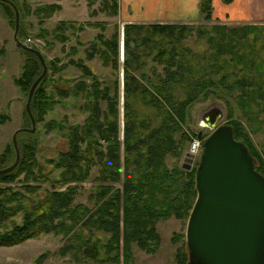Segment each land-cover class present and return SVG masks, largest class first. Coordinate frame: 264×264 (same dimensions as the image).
<instances>
[{
	"label": "trees",
	"instance_id": "1",
	"mask_svg": "<svg viewBox=\"0 0 264 264\" xmlns=\"http://www.w3.org/2000/svg\"><path fill=\"white\" fill-rule=\"evenodd\" d=\"M12 1L16 4L15 0ZM0 2L7 8L13 9L8 2L2 0ZM54 6L46 4L39 9L50 14L54 11ZM199 9L204 12L203 18L209 19L212 11L211 0H200ZM64 23V21L59 22L60 27L56 28L64 29ZM219 23L221 24L196 27L200 34H207V41L209 40L216 50L215 53L209 52V55L203 54L200 59H196L194 63L196 69H192L193 54L187 57L179 50L180 37L193 24L142 21L124 23L127 28L123 36V48L124 45L126 47L123 57L126 79L123 82L122 92L121 134L118 82L114 81L112 90L110 86H100L95 74L79 59L78 65L83 71V76H90L91 80L88 83L84 78L79 79L74 85L75 88L69 93L83 97L81 109L86 113L84 122L69 126V131L65 135L68 147L60 151L56 159H52L53 165L59 168L58 173L56 177H52L51 187L46 190L42 198H33L27 205L10 204L20 201V198L23 200L25 193L22 195L15 190H9L7 179L11 180V177L23 173L24 179L35 182L33 186L24 182L19 185L28 192L42 188L41 180H50L48 172H43L42 167L37 164L33 151L24 153L13 170L0 173V245L14 244L40 233L53 232L65 237L59 248L60 253H70L75 259L82 260V264H112L118 262L121 236H123L124 250L128 249L130 239L137 240L146 247L156 242L154 223L159 217L176 209H180L188 217L194 201L193 196L196 194L194 169L188 170L189 179L183 180L178 175L182 170L178 167H173L174 169L167 167L163 160L166 153L172 151L177 153L179 147L171 137V134L179 128L176 117L183 119L185 105L208 85L206 81H213L209 73L219 72L222 77L228 73L227 70L223 71V64L229 70L240 71L235 82L237 85L241 83L247 87L236 95L237 101H263L264 111L262 52L264 24H241L229 28L225 22ZM131 27L134 29L133 33L128 32V28ZM140 29L142 32L139 31ZM213 29H217L215 31L218 35L208 34ZM98 36L100 37L101 33ZM132 37L134 39L140 37L148 53H151L150 47L154 46L155 52L152 53V58L156 63L163 64L161 67L163 74L157 70L156 65L150 68L153 75H148L144 71H140L139 75L133 72L147 62L138 51L140 49L130 51L128 41ZM101 41L105 43L107 49H111L113 57L111 58L107 49L101 48L100 45L94 48L100 52L105 61L114 59L113 63L117 67V33L114 31L109 38L102 36ZM150 41H152L151 46ZM256 44H258L257 48H255ZM245 46L247 52L243 49ZM28 52L36 56L35 53ZM226 52L231 53L228 59L224 57ZM28 68L22 73L25 74L27 82H30L32 78L30 79L29 76L35 68ZM196 74L198 78L195 79ZM183 78L187 79L184 84L186 89L176 91L171 88L172 82L182 81ZM143 79L146 80L145 83ZM191 83L194 88L191 87ZM39 90L37 100L31 102L32 109L35 104L37 110L44 113L47 104L38 101L45 97L43 89ZM34 97L36 94L32 97L33 101ZM101 101L104 102V108L100 105ZM136 104L147 105L157 110L162 106L165 108L155 112L158 122L152 126L149 119L137 109ZM166 104H169L171 110ZM230 123L233 126L234 136L238 139L243 137L245 133L240 122L232 120ZM53 125H56V122L53 121ZM243 142L255 158L256 169L264 175V160L260 153L247 139ZM3 156L0 163L4 162ZM97 163L98 175L95 178L99 182L93 186L91 195L93 196L91 198H94V205L74 202L79 185L72 182L86 179L91 167ZM34 166H37L36 170ZM115 182H121L120 187L115 186ZM60 187L62 188L59 189ZM179 190L185 196L192 198L184 203L187 200L185 196L177 198V193L180 194ZM17 210L22 212V220L19 223L11 218ZM101 231L108 233V236L101 239ZM148 239L151 240L150 243ZM187 257L188 254L183 253L180 264H186Z\"/></svg>",
	"mask_w": 264,
	"mask_h": 264
},
{
	"label": "rangeland",
	"instance_id": "2",
	"mask_svg": "<svg viewBox=\"0 0 264 264\" xmlns=\"http://www.w3.org/2000/svg\"><path fill=\"white\" fill-rule=\"evenodd\" d=\"M15 1L16 4L12 2L19 9L17 36L23 43L39 50L46 64L45 75L38 82L37 88L33 92L34 95L36 94L34 101L32 99L33 94L31 97V102L34 103L39 95V89L42 88L45 97L38 99V101L47 104L45 105L46 111L44 113L39 112L35 104L34 109H32V103L30 102V108L35 118L34 130L19 131L16 136V141L19 149L18 162H20L24 153L33 151V155L35 154L36 157L35 160L37 159V164L42 167L43 172H48L47 174L50 175V180H41L42 188L28 192L25 191L23 186L19 185L24 182L26 185L33 186L35 182L24 179L23 173L11 177V180L7 179L10 185L9 190H15L22 195L25 193L23 200L20 198V201L10 202V204L25 203L27 205L33 198H42L46 194V190L51 187L52 177H56L59 169L53 165V160L59 156L60 151L66 150L68 147V141L65 135L69 131V126L84 122L86 113L82 112L81 109L83 97L74 96L69 93L75 88L74 85L79 79L84 78L88 83L91 80L90 76H83V71L78 65L79 59L95 74L100 81V86H110L112 90L114 81L118 82L119 129L120 134L122 133V92L124 87L123 82L126 79L123 63V57L125 56L124 48L126 47L124 45L123 48V36H125L127 29L124 23L128 22L133 12L131 9H128V11L124 10L123 5L121 8L119 0ZM46 4L55 5L52 13L48 14L46 11L39 9ZM203 15L204 12L200 11L199 18L196 21H174L193 24L180 37V46L178 45L179 50L187 57L193 54V64L203 54L209 55V52H216L214 45H211L209 40L207 41V34H200L196 30V27L198 25L204 27H208L211 24L220 25L221 23L219 22H223L222 20H212V16L209 19H205ZM61 21L65 22L63 25L65 28H56L60 27L59 22ZM225 23L229 28L241 25L231 21ZM14 24L15 13L13 9L11 7L7 8L0 2V159L5 155L3 156L4 162L0 163V167L11 164L15 158V149L12 142L14 131L20 127H32L29 115L25 109V103L33 80L42 71V65L39 63L40 61L38 62V57L16 45L13 39ZM131 29L132 27L128 28L129 33L134 32V29ZM215 30L217 29H213L208 34L218 35ZM114 31L118 36L117 67L113 63L114 59H111L113 57L111 49H107L105 43L101 41L102 36L109 38ZM139 31L142 32V29ZM19 32H21V35H19ZM60 33L63 34L60 35ZM100 33L101 36L99 37L98 34L100 35ZM156 41L158 42V40ZM141 42L140 37L136 39L132 37L128 41L130 51L140 49L138 51L142 53V57H145L147 62L144 66L133 72L139 75L140 71H144L148 75H153L150 68L156 65L157 70L163 74L164 71L161 68L163 64H158L153 61L152 56L155 51L154 46H151L152 41H150L151 53L146 52L147 48H144ZM99 45L101 48L107 49L108 55L111 57L110 60L105 61L100 52L94 48ZM257 45H255V48L258 47ZM243 49L245 52L248 50L246 46ZM262 52L264 54V40ZM230 54L229 52L224 53L225 59H228ZM27 68H35V71L29 76L30 79L32 78L30 82H27L25 74L22 73ZM192 69H196L195 64L192 66ZM225 70L228 73L223 77L219 72L209 73L208 75L213 78L211 79L213 81H206L208 85L199 91L198 94H195L185 105L184 118L181 119L179 117L178 119L176 117L175 119L177 120L176 122L179 128L171 134V137L175 143L179 144V147L177 148V153L173 151L166 153L163 160L167 167H178L181 169L183 172L181 171L178 175L183 180L189 179V174L187 175L188 170H195L199 162L201 150L196 154L192 162H190V168L182 166L184 154L186 151L193 150L194 140L198 139L199 146L201 144L202 148L203 139L211 131V128L200 118L202 112L213 104L220 106L223 110V115L218 123H229L232 125L230 121H239L245 133L243 137H240V140L247 139L250 141L264 160L263 101H237V98H235L236 95L247 87L245 84L240 83L237 85L235 82L240 71L229 70L223 64V71ZM197 76L198 74L194 78H198ZM181 80L172 82L170 84L171 88H174L176 91L186 89L184 88V84L187 79L183 78ZM142 81L143 83L146 82L145 79ZM192 86L194 88L193 83H191ZM60 90L62 91L60 92ZM100 105L104 108L103 101H101ZM139 105L136 104L137 109H139L144 117L149 119L150 124L152 126L157 124L158 116H156L155 112L163 110L165 107L162 106L157 110L147 105ZM166 107L171 110L169 104H166ZM53 121L56 122V125H53ZM199 132L201 133L200 136H198ZM34 169L36 170L37 166H34ZM97 175L98 163L91 167L89 176L86 179L81 182H72V184L79 185L74 196V202H83L89 206L94 205V198H91L93 197L91 195L93 186L99 182L95 178ZM114 185L120 187L121 182H115ZM181 192L180 194L177 193V198L185 196ZM16 196L18 197V195ZM185 197L187 200L184 203L192 198V196ZM195 197L196 194L193 198L195 199ZM21 216L22 212L17 210L11 218L14 222L19 223L22 220ZM186 223L187 216L180 209L171 210L168 214L159 217L154 223V231L157 235L156 242L151 243L149 246L146 245V247L141 245L139 241L130 239L128 249L124 250L123 236H121L118 262H113L112 264H180L183 253L188 254L185 239ZM100 234L101 239L108 236V233L103 231ZM64 241L65 237L62 234L49 232L40 233L18 243L0 245V263L82 264V260L75 259L70 253H60L59 248ZM149 241L151 240L148 239V243H150ZM187 261L188 259L186 260V264Z\"/></svg>",
	"mask_w": 264,
	"mask_h": 264
},
{
	"label": "water",
	"instance_id": "3",
	"mask_svg": "<svg viewBox=\"0 0 264 264\" xmlns=\"http://www.w3.org/2000/svg\"><path fill=\"white\" fill-rule=\"evenodd\" d=\"M2 1L14 9L16 45L35 53L42 71L33 80L25 103L32 127L14 131L15 158L11 164L0 167V173L13 169L18 162L17 133L34 130L31 97L46 72L39 50L17 36L19 11L16 5L11 0ZM222 115V108L213 104L200 118L211 131L203 139L194 170L196 197L185 229L187 264H264V175L256 169L255 158L245 143L234 136L232 125L218 123ZM193 158L194 154L186 151L182 166L190 168Z\"/></svg>",
	"mask_w": 264,
	"mask_h": 264
},
{
	"label": "crops",
	"instance_id": "4",
	"mask_svg": "<svg viewBox=\"0 0 264 264\" xmlns=\"http://www.w3.org/2000/svg\"><path fill=\"white\" fill-rule=\"evenodd\" d=\"M200 0H119L131 9L128 21L174 22L198 20ZM212 20L238 24H264V0H212ZM154 17V18H153ZM154 19V20H152Z\"/></svg>",
	"mask_w": 264,
	"mask_h": 264
},
{
	"label": "built area",
	"instance_id": "5",
	"mask_svg": "<svg viewBox=\"0 0 264 264\" xmlns=\"http://www.w3.org/2000/svg\"><path fill=\"white\" fill-rule=\"evenodd\" d=\"M198 140V139H197ZM197 140L193 141V150H190L191 153L194 154V157L196 156V154H198V152L201 150V144L199 146V142ZM200 141V140H199Z\"/></svg>",
	"mask_w": 264,
	"mask_h": 264
}]
</instances>
